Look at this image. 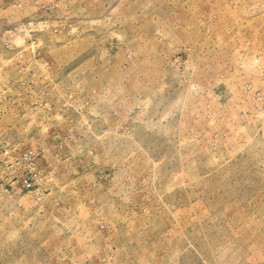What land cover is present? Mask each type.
Segmentation results:
<instances>
[{
    "label": "rangeland",
    "instance_id": "rangeland-1",
    "mask_svg": "<svg viewBox=\"0 0 264 264\" xmlns=\"http://www.w3.org/2000/svg\"><path fill=\"white\" fill-rule=\"evenodd\" d=\"M0 264H264V0H1Z\"/></svg>",
    "mask_w": 264,
    "mask_h": 264
},
{
    "label": "built area",
    "instance_id": "built-area-1",
    "mask_svg": "<svg viewBox=\"0 0 264 264\" xmlns=\"http://www.w3.org/2000/svg\"><path fill=\"white\" fill-rule=\"evenodd\" d=\"M1 1V0H0Z\"/></svg>",
    "mask_w": 264,
    "mask_h": 264
}]
</instances>
